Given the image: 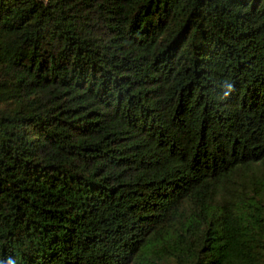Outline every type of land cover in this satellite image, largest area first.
I'll return each mask as SVG.
<instances>
[{"label":"trees","instance_id":"1","mask_svg":"<svg viewBox=\"0 0 264 264\" xmlns=\"http://www.w3.org/2000/svg\"><path fill=\"white\" fill-rule=\"evenodd\" d=\"M0 264H264V0H0Z\"/></svg>","mask_w":264,"mask_h":264},{"label":"clouds","instance_id":"2","mask_svg":"<svg viewBox=\"0 0 264 264\" xmlns=\"http://www.w3.org/2000/svg\"><path fill=\"white\" fill-rule=\"evenodd\" d=\"M227 87H228L229 89H231V85H228ZM226 95H227V93H226Z\"/></svg>","mask_w":264,"mask_h":264}]
</instances>
